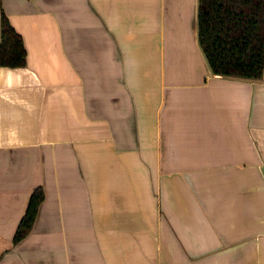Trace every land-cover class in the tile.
Here are the masks:
<instances>
[{"label": "crops", "instance_id": "0c3cea01", "mask_svg": "<svg viewBox=\"0 0 264 264\" xmlns=\"http://www.w3.org/2000/svg\"><path fill=\"white\" fill-rule=\"evenodd\" d=\"M198 9L0 0V264H264V73L215 74Z\"/></svg>", "mask_w": 264, "mask_h": 264}, {"label": "trees", "instance_id": "16d2710c", "mask_svg": "<svg viewBox=\"0 0 264 264\" xmlns=\"http://www.w3.org/2000/svg\"><path fill=\"white\" fill-rule=\"evenodd\" d=\"M198 21L199 42L215 74L251 80L263 77L264 0H199ZM26 64L23 38L3 15L0 65ZM43 199V189L38 187L17 228L16 243L31 231Z\"/></svg>", "mask_w": 264, "mask_h": 264}, {"label": "built area", "instance_id": "2783aa9c", "mask_svg": "<svg viewBox=\"0 0 264 264\" xmlns=\"http://www.w3.org/2000/svg\"><path fill=\"white\" fill-rule=\"evenodd\" d=\"M161 264H166V263H161Z\"/></svg>", "mask_w": 264, "mask_h": 264}]
</instances>
